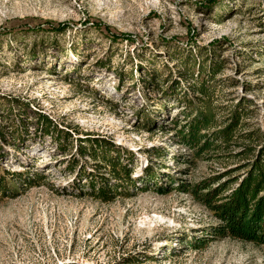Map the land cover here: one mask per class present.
I'll return each instance as SVG.
<instances>
[{
    "label": "rangeland",
    "instance_id": "obj_1",
    "mask_svg": "<svg viewBox=\"0 0 264 264\" xmlns=\"http://www.w3.org/2000/svg\"><path fill=\"white\" fill-rule=\"evenodd\" d=\"M188 62L212 98L189 119ZM233 113L234 156L180 141L195 115L212 138ZM1 135L0 264H264V246L213 235L187 190L237 176L235 155L264 140V0H0ZM91 139L131 183L79 152Z\"/></svg>",
    "mask_w": 264,
    "mask_h": 264
},
{
    "label": "trees",
    "instance_id": "obj_2",
    "mask_svg": "<svg viewBox=\"0 0 264 264\" xmlns=\"http://www.w3.org/2000/svg\"><path fill=\"white\" fill-rule=\"evenodd\" d=\"M194 66L198 68V72L200 71L199 77H194V74L190 73ZM204 70L205 67L200 66L196 62H188L184 65V71L180 73L183 77L190 76L187 79L193 78L194 81V85L191 86V93H184L182 97L184 103L189 108L187 113L188 119L192 117L193 113L191 112L195 110L196 106L204 112L205 106L212 102L211 90L201 80V73ZM194 102L197 103L196 106ZM245 113L242 115L246 116L249 110ZM240 116L234 113L231 114L229 126L226 129L218 131L216 136L210 138L202 132L213 121L208 119L207 115H201V117L195 115L189 122L186 121L182 124L183 126L179 130V139L183 144L191 148L195 157H200L209 152L213 154L210 155V158H224L227 155L234 156L231 155L230 150L233 148L232 143H237L235 132L242 126L239 120ZM37 118L44 135L57 131L50 120L41 115L37 116ZM67 134L65 133V135ZM254 134H244L240 138L247 139L250 143H255L257 142L256 140L261 141L259 139L260 136ZM85 142L83 146L80 144L78 147L82 155H87L92 162H98L97 164L102 163L103 166L107 167L109 169L108 173L113 180L131 183V170L120 162V157L113 156V153L117 154L119 151H116V147L112 143L93 139ZM56 146L60 150H64L63 145L58 141L56 142ZM235 157L243 158V161L245 160L243 169H241L242 172L237 176L229 178L215 188H212V183L210 182L217 178L192 185L187 190L196 201L210 210L212 216L219 222L214 229L213 235L229 237L244 243H252L256 246H264V140L257 145L242 147L241 152L235 155ZM91 180L95 179L92 178ZM103 185L102 183L97 188L93 185L91 186L93 192L96 189L97 193L95 195L102 196V199H104V196H108L106 193L107 189ZM4 187L0 186V194L5 193Z\"/></svg>",
    "mask_w": 264,
    "mask_h": 264
}]
</instances>
